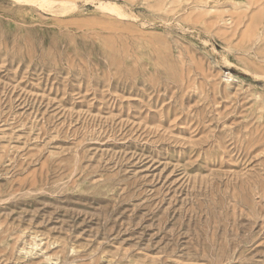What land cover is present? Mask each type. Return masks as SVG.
Masks as SVG:
<instances>
[{
  "label": "rangeland",
  "instance_id": "rangeland-1",
  "mask_svg": "<svg viewBox=\"0 0 264 264\" xmlns=\"http://www.w3.org/2000/svg\"><path fill=\"white\" fill-rule=\"evenodd\" d=\"M0 264H264V0H0Z\"/></svg>",
  "mask_w": 264,
  "mask_h": 264
},
{
  "label": "bare ground",
  "instance_id": "bare-ground-1",
  "mask_svg": "<svg viewBox=\"0 0 264 264\" xmlns=\"http://www.w3.org/2000/svg\"><path fill=\"white\" fill-rule=\"evenodd\" d=\"M22 1V0H21ZM49 5V4H48Z\"/></svg>",
  "mask_w": 264,
  "mask_h": 264
}]
</instances>
